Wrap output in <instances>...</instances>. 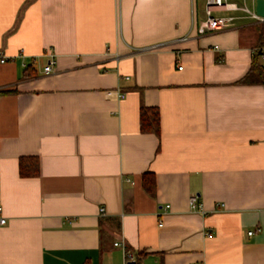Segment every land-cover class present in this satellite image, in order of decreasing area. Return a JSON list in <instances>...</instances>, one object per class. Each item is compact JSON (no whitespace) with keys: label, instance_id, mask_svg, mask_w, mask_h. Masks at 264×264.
<instances>
[{"label":"crops","instance_id":"0c3cea01","mask_svg":"<svg viewBox=\"0 0 264 264\" xmlns=\"http://www.w3.org/2000/svg\"><path fill=\"white\" fill-rule=\"evenodd\" d=\"M204 2L0 0V264H264V24Z\"/></svg>","mask_w":264,"mask_h":264},{"label":"built area","instance_id":"2783aa9c","mask_svg":"<svg viewBox=\"0 0 264 264\" xmlns=\"http://www.w3.org/2000/svg\"><path fill=\"white\" fill-rule=\"evenodd\" d=\"M246 0H205L204 2V13L205 18L199 22L197 34L206 35L208 33H213L217 31H223L227 28L233 27L236 21L245 20L251 23L264 24V17L259 16L256 11H254V6L249 8L245 5ZM255 5L256 0H251ZM243 2V3H240ZM216 13H229L227 16L216 15ZM232 13L242 14L241 17L234 15ZM259 54V60L264 67V47L257 48L256 51ZM49 63L44 67L43 71L45 74H49L52 71V66H54L55 62L53 61V57L48 54ZM9 59L0 52V65L6 64ZM180 70L181 68L178 67ZM107 97H117L118 99H123L124 94L119 91H108L106 93ZM189 210L193 213H201L202 208L199 200H197L196 196H191L189 198ZM223 206V205H219ZM0 207V212H1ZM103 212V209H100V213ZM6 221L4 218H0V225H3ZM260 229L256 231H248L247 236H253L256 233H259ZM114 246H122V244H114ZM132 259L131 254L129 252L126 255V264L130 263Z\"/></svg>","mask_w":264,"mask_h":264},{"label":"trees","instance_id":"16d2710c","mask_svg":"<svg viewBox=\"0 0 264 264\" xmlns=\"http://www.w3.org/2000/svg\"><path fill=\"white\" fill-rule=\"evenodd\" d=\"M251 71L248 73L243 82L249 81L250 78L256 79V83L260 82L264 84V67L260 64L259 54L254 53V60L251 66ZM252 72V74H251ZM256 73V75H255ZM254 74V75H253ZM160 115L156 109L145 108L144 106L140 110V130L142 133L154 134L156 137H159ZM19 172L21 176L24 175H36L38 173V162L35 158L30 159H19ZM147 178V179H146ZM143 188L149 194L154 193V179L151 174H145L143 177Z\"/></svg>","mask_w":264,"mask_h":264},{"label":"water","instance_id":"95a60500","mask_svg":"<svg viewBox=\"0 0 264 264\" xmlns=\"http://www.w3.org/2000/svg\"><path fill=\"white\" fill-rule=\"evenodd\" d=\"M254 11L261 16L264 17V0H256ZM131 264V263H128Z\"/></svg>","mask_w":264,"mask_h":264}]
</instances>
